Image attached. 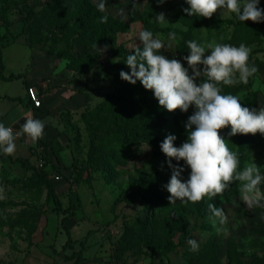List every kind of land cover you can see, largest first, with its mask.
<instances>
[{"label": "rangeland", "instance_id": "obj_1", "mask_svg": "<svg viewBox=\"0 0 264 264\" xmlns=\"http://www.w3.org/2000/svg\"><path fill=\"white\" fill-rule=\"evenodd\" d=\"M134 2L135 6L133 0H107V13L121 18L118 10L125 9L124 21L129 29L118 33L115 42L103 41L91 50V55L81 56L85 47L74 43L75 36L63 32V25L45 20L39 35L43 40H32L29 27L48 0H0V29L12 38L23 36L33 48L59 56V73L74 74L71 90L81 102L58 108L49 117L44 131L52 137L47 140L43 135L46 141L51 140L49 146L38 140L28 157H0V264H77L79 254V264H264V209H248L240 201L238 182L213 201L205 198L196 204H170L165 186L172 169L160 144L169 134L177 137V147L186 141L184 125L194 107L187 113L176 110L166 114L161 127L150 125L148 131H135L140 139L123 138L129 149L126 154L114 149L122 137L116 135L117 131L109 132L111 128L118 130L121 119L138 117L133 105L114 104L109 96L116 91L112 85L114 66L120 60L113 56L114 51L120 45L126 52L133 51L135 45L142 47L140 30L152 31L154 38L166 45L160 54L180 60L186 68L183 58L190 52L183 49L189 40L249 46V63L259 72L236 95L243 106L258 109L264 106V29L250 20L239 21L225 9L212 16L221 21L202 24L205 18L188 16L183 11L189 7L185 0ZM262 4L264 0H259V6ZM159 13L165 14L167 24L154 22ZM171 31L176 33L175 41L168 38ZM79 55L81 62L94 60L92 70L82 72L68 66ZM240 85L224 86L223 91L233 94ZM135 122L128 127L138 120ZM229 132L230 127L220 134L239 154L241 169L253 160L264 173V136H229ZM95 135L100 136L99 146L90 161ZM143 136L157 143L152 145ZM20 157L28 159L30 165L19 161ZM172 164L184 167L181 178L186 181L190 169L183 161L173 159ZM45 168L56 196L38 173ZM261 189L264 191V185ZM233 200L238 207L233 206ZM210 202L223 208L228 216L226 235H217L209 221ZM190 238L198 242V251H190ZM168 243L175 246L172 252L156 255L155 250Z\"/></svg>", "mask_w": 264, "mask_h": 264}, {"label": "clouds", "instance_id": "obj_2", "mask_svg": "<svg viewBox=\"0 0 264 264\" xmlns=\"http://www.w3.org/2000/svg\"><path fill=\"white\" fill-rule=\"evenodd\" d=\"M165 2L166 0H158L159 4ZM185 2L189 7L183 11L188 16L210 19L217 10L225 9L235 14L236 19L241 22H264V9L259 7V0ZM106 4L107 0H99L97 10L105 13ZM118 15L127 20L125 9H119ZM107 21V15L100 17L101 23ZM154 22L161 25L168 23L164 13L157 14ZM138 38L142 47L135 45L134 54L126 57L125 63L131 71H121V79L133 85L140 81L146 90L153 92L159 105L168 112L180 110L187 113L190 107L195 109L184 125L186 141L177 147L174 145L177 137L169 134L160 144L162 153L168 158V167L172 169L170 180L165 186L170 193V204L176 201L196 204L205 198L213 201L217 196L222 197L231 184L238 182L240 201L248 209L264 208V191L261 189V185H264V173L261 172V167L252 160L245 162L241 169L239 154L229 147V142L220 134L221 130L230 127L229 136L257 133L264 136V106L258 109L245 107L240 102V96L223 91L224 86L247 85L250 78L256 77L259 69L249 63L252 49L244 43L233 46L215 40L207 43L189 40L186 44L190 54L183 58L188 64L186 68L180 60L169 59L160 54L166 45L158 37L154 38L152 31L140 30ZM168 38L175 41L176 33L169 32ZM106 48L107 46L105 50ZM253 87L255 89V83ZM44 127L43 121L28 118L21 131L14 133L11 127L0 123V151L5 155L14 154L15 140L21 135L37 142L43 138ZM173 159L183 161L190 169L186 181L181 178L184 167L173 165ZM232 203L234 207L239 206L235 200ZM207 208L210 213L209 221L217 235H226L228 216L223 208L211 202L207 204ZM261 218L264 219V216ZM187 243L190 251H198L199 244L195 239L190 238Z\"/></svg>", "mask_w": 264, "mask_h": 264}, {"label": "trees", "instance_id": "obj_3", "mask_svg": "<svg viewBox=\"0 0 264 264\" xmlns=\"http://www.w3.org/2000/svg\"><path fill=\"white\" fill-rule=\"evenodd\" d=\"M261 9H264V4L259 6ZM38 18L34 19L32 28L29 27V31L31 33L32 40L36 41H42L43 39L40 38L41 36V30L43 27V22L46 20L50 22L51 24L55 25H63V32L67 34H72V36H75L73 39L74 43H77L81 46L85 47V51L82 52L81 56L83 55H91V50L96 48L94 45H100L103 41H111L115 42L118 33L126 31L129 29L128 23H126L121 18L115 17L107 12L101 13L97 10V4L93 2V0H48V4L45 7L44 10H41L38 13H35ZM103 15L108 16L107 23H101L100 17ZM210 21H221L217 20L216 18H205V20H201L200 23L207 24ZM194 23V22H193ZM261 28L264 29V22L256 23ZM39 37V38H38ZM7 38V34L2 35L0 33V44ZM30 43V42H29ZM1 45H0V62H3L2 60V52H1ZM189 50L187 47H184L183 52H188ZM65 52H59L58 55L65 56ZM130 54H134L133 51L126 52L124 47L122 45L118 46L113 56H117L120 58V60L115 64L114 68V78L112 85L115 87L116 91L113 95L109 96L111 97V101L115 103H121L126 102L129 103L128 106L133 105L134 110L137 111L136 118H132L131 116L128 119H121L119 122V128L118 130H115L114 128H111L109 130L110 133L117 131L116 135H119L123 138L134 140L140 139L139 136H137V130L148 131L149 126L153 125L156 127H161L163 125V122L166 121V114H170L166 109L162 108L158 100L154 97V94L151 90H146L140 81H137L135 85L130 84L127 81H124L120 77V72L125 71L130 73V68L126 65L125 60L126 57ZM79 55L78 57L73 59V62H69L68 66L70 68L80 70L82 72H89L93 68V61L90 62H81L78 59L81 58ZM1 67L3 69V63L1 64ZM11 77H15L11 76ZM252 78L249 79V83H251ZM249 83L247 85L241 84L238 87L234 88L233 94H237L239 91H241L243 88L249 86ZM128 111V110H127ZM130 111H132L130 109ZM137 124H133L132 126H129L131 122L137 121ZM136 123V122H135ZM120 131V132H119ZM99 135H95L92 137L91 140V152H90V161L94 160L95 153L98 150L99 144L97 143V139L99 138ZM137 137V139H136ZM102 139V138H100ZM143 139L148 141L150 144L155 145L157 142L155 139L148 138L147 136H143ZM51 141V140H49ZM49 141H46L44 136L42 139H40V142L45 144V146H49ZM102 141V140H101ZM126 143L125 140L120 141L114 146L115 151H119L122 154L128 153L129 149L128 147H125ZM0 157L6 158L7 155L3 154V152L0 151ZM47 162H49V157L46 156ZM19 161H22L23 163H27L28 159L20 157L17 158ZM30 165V164H29ZM32 167V166H31ZM39 175L42 179H44L48 186L50 187V193L54 196L55 194V186L48 178V170L45 168L43 171H38ZM264 209V208H262ZM72 217V216H70ZM69 232V229H68ZM71 244V237L67 241V246ZM175 248V246L171 245V243L163 244L161 246L160 250H155L156 255H166ZM75 255V254H74ZM81 254H79V257L77 259V264H79V261L81 259ZM71 258L73 256H70Z\"/></svg>", "mask_w": 264, "mask_h": 264}, {"label": "crops", "instance_id": "obj_4", "mask_svg": "<svg viewBox=\"0 0 264 264\" xmlns=\"http://www.w3.org/2000/svg\"><path fill=\"white\" fill-rule=\"evenodd\" d=\"M1 29L2 35L8 34ZM0 45L3 59L0 62V123L12 127L15 133L21 131L28 118L39 119L47 127L49 117L58 108L70 107L73 101L75 105L81 103L71 90V77L74 74L59 73V56L33 48L23 36L12 38L10 33ZM30 86L38 87L43 99L42 107H35L28 100L27 89ZM44 136L47 140L52 137H47L45 131ZM37 142L26 135L18 136L12 155L28 157Z\"/></svg>", "mask_w": 264, "mask_h": 264}, {"label": "built area", "instance_id": "obj_5", "mask_svg": "<svg viewBox=\"0 0 264 264\" xmlns=\"http://www.w3.org/2000/svg\"><path fill=\"white\" fill-rule=\"evenodd\" d=\"M27 97H28V100L32 102L35 107H42L43 99H42V96L40 95V91L37 86L28 87ZM13 132L15 133L14 129H13Z\"/></svg>", "mask_w": 264, "mask_h": 264}]
</instances>
